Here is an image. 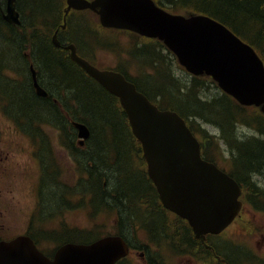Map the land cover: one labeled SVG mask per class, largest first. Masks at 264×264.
<instances>
[{
  "label": "trees",
  "instance_id": "trees-1",
  "mask_svg": "<svg viewBox=\"0 0 264 264\" xmlns=\"http://www.w3.org/2000/svg\"><path fill=\"white\" fill-rule=\"evenodd\" d=\"M156 2L174 13L205 14L218 20L252 45L264 60V0ZM17 4L22 15L20 26L9 25L0 17V99L6 100L9 109L19 114L18 120L27 129L38 132L45 122L60 125L64 121L60 113L63 108L52 100L38 97L32 90L28 71L30 56L49 97H55L75 120L86 123L92 131L87 150L83 152L76 147L74 130L66 128L67 141L79 166L87 170L86 191L92 195V208L95 211H117L118 233L125 237L130 229L139 226L166 254H190L201 244L183 220H171L161 205L158 193L148 178L141 145L131 131L126 113L121 107H116L117 98L89 77L68 57L67 52L52 43L54 32L64 22L65 1L17 0ZM78 17L76 21L73 14L68 16L67 26L72 32L76 24L74 31L80 34L81 43L88 47L85 38L88 30L83 29L87 21ZM90 28L98 34L97 26ZM69 36L62 41L63 44L68 40L76 41L73 33ZM138 43L135 46L138 47ZM95 46L97 44L93 48ZM139 48L141 53L136 59L141 70L149 69L152 74L142 73L140 78L131 80L160 108L177 111L187 120L191 129L202 138L204 158L216 164L224 159L220 147L223 141L230 151L232 166L229 172L233 178L241 184L244 178H264V115L255 108L241 106L229 95L221 93L211 78L192 77L182 82L174 72L173 63L163 54L165 46L161 42L151 41ZM146 55H151L153 59L150 62L144 60ZM6 69L22 74L26 81L10 78L5 74ZM114 114L120 116V131L117 130L116 139L109 143L106 129L111 126ZM94 118L96 122H93ZM198 120L217 127L220 135H212L201 128ZM240 127H246L254 135L246 136L240 132ZM53 169L52 178H47L42 187L44 192L50 193L47 198L44 196L48 200L46 205L57 208V201L60 203L63 197L64 203L70 206L68 198L73 189L71 191L62 185L58 181L56 166ZM53 236L65 242H89L97 238L93 231L79 230L63 234L55 232ZM220 251L218 254L224 257L227 264H243L239 248L223 246ZM204 253L209 254L206 250ZM154 258L153 264H164L159 253Z\"/></svg>",
  "mask_w": 264,
  "mask_h": 264
},
{
  "label": "water",
  "instance_id": "water-1",
  "mask_svg": "<svg viewBox=\"0 0 264 264\" xmlns=\"http://www.w3.org/2000/svg\"><path fill=\"white\" fill-rule=\"evenodd\" d=\"M67 12L90 9L103 26L158 38L196 76L211 75L240 103L258 106L264 113V63L256 51L225 25L206 15H177L154 0H68ZM15 0H8L9 23L20 24ZM56 47L60 43L53 38ZM71 58L104 88L120 98L136 138L141 142L149 175L163 204L186 218L196 235L224 230L241 209L238 183L201 157L200 144L175 112L161 111L136 86L113 71H101L81 59L75 46ZM37 93H47L33 75ZM83 144L90 129L75 123ZM129 253L121 237H106L91 245L68 244L47 259L27 237L0 244V264H116Z\"/></svg>",
  "mask_w": 264,
  "mask_h": 264
},
{
  "label": "rangeland",
  "instance_id": "rangeland-1",
  "mask_svg": "<svg viewBox=\"0 0 264 264\" xmlns=\"http://www.w3.org/2000/svg\"><path fill=\"white\" fill-rule=\"evenodd\" d=\"M79 19L78 16H76V21ZM75 21V22H76ZM86 21H91V23L96 26V18H86ZM77 23V22H76ZM79 24V23H77ZM76 24L73 26V34L74 39L78 41L81 45V37L78 32H75L77 28L75 27ZM83 29L88 30L86 42L89 46H92L94 44H109L111 41H114L113 37L108 32H102L98 30V34H94L91 31V28L88 24L85 23L83 26ZM94 31V30H93ZM105 31V30H103ZM89 32V33H88ZM131 36H120L119 39L122 41L124 48H126L129 52L128 54L124 52L120 42L114 41V47L108 46L107 48H97L95 49L94 53L96 54V57L99 61H96L99 65H103L105 67H114L117 66V63L124 62L129 63L130 67L127 68V71L129 75L132 77L137 76L138 74L144 73L148 71L146 68L144 70H141V65L138 61L133 60L136 59V57L141 53V50L139 47H135L133 43L129 40ZM116 39V38H115ZM137 39V38H136ZM132 40V39H131ZM85 42V43H86ZM127 42V43H125ZM94 43V44H93ZM148 44V43H146ZM88 47L85 46V49L87 52H89ZM165 55L168 56V59L173 63L174 72L176 76L182 81L187 82L188 81V74L185 73L183 70L179 69L177 67L176 59L175 57L170 54L167 50L164 52ZM153 57L151 55H146L144 57V60L150 62ZM150 72V71H148ZM217 92V91H216ZM110 99V98H109ZM115 105V104H114ZM117 107V106H116ZM112 123L110 122L111 126L106 129V132L109 133V143H112L117 136V130L120 131V128L118 126V123H120V116L117 114H114L111 116ZM93 122H96V119H93ZM210 131L213 133H216V130L213 127H209ZM48 130V129H46ZM243 131V134L246 136H253L254 132L247 129L242 128L240 129ZM52 134V133H51ZM26 134L18 133L15 131L13 125L10 123L9 120H7L5 117L0 115V143L2 146V150H0V186L3 190V201L7 202L5 203V220L8 225L13 224V221L16 218V214L10 213V209L12 207L6 206V205H13L16 208L18 219H19V225L22 223V227L25 225L26 220L30 213L33 211L35 207V200L33 199V187L35 185V182L38 178H35L37 175L36 170V163L31 156L32 154V143L28 141ZM53 148L55 151L56 160H59L58 164L62 168H66V178H71L70 183L72 185H75L76 176L73 173V163L70 161L68 157H66L64 153V148H61L59 146V141L57 136H54L53 138ZM55 145V146H54ZM64 163V165L62 164ZM225 165V166H224ZM222 166L226 167V163H223ZM32 177V178H30ZM3 178V179H2ZM59 181L64 182L65 178H58ZM69 183V182H67ZM85 188H88V185H86ZM59 202L57 201V204ZM61 208V207H59ZM89 209L90 207L85 206L81 210L72 213L71 210H68L66 208L63 213H58L54 215L53 218L48 219L51 220L49 223L44 226L46 231H62L63 224H67L70 228H90L93 226L94 222L89 219ZM23 210V213L21 212ZM96 218H99L97 221L104 223L108 227V231H115L116 230V223H117V215H106L105 213H100ZM40 220H46V217H41ZM240 220H243L240 219ZM47 221V220H46ZM45 222V221H44ZM243 222L239 221L237 222L233 227H231L227 233L225 238L232 239L236 243L243 246ZM127 230V228H126ZM131 233L132 238V244L137 245L140 244L144 237L143 233H134V230L132 231L130 229L129 231ZM135 238V239H134ZM146 241L147 239L144 238ZM140 241V242H139ZM45 248L52 249L54 246L52 244H49L45 242ZM133 259L135 260V264H145V261L140 255H137V253H133ZM179 264H196L188 260H181Z\"/></svg>",
  "mask_w": 264,
  "mask_h": 264
},
{
  "label": "flooded vegetation",
  "instance_id": "flooded-vegetation-1",
  "mask_svg": "<svg viewBox=\"0 0 264 264\" xmlns=\"http://www.w3.org/2000/svg\"><path fill=\"white\" fill-rule=\"evenodd\" d=\"M65 24V22H64ZM46 89V88H45ZM32 90L35 92V88L32 87ZM37 95V94H36ZM38 96V95H37ZM39 97V96H38ZM43 98V97H40ZM45 100H52V102L58 103L57 99L55 97H47L43 98ZM64 118L63 122H60V125H58V128L53 130L54 125L52 122H49L51 125V130L54 132V134L58 137L59 139V146L61 148H64V153L66 154V157L72 156V150L70 148V144L68 145V136L66 135V128L68 130L69 126L67 125L71 123V112L70 111H64L60 112ZM0 115L4 117H9L11 119V122L15 124L14 129L19 130L22 125V121H19L20 119L19 114L16 113L13 109H9V104L6 102L4 99H0ZM53 125V126H52ZM28 126V125H27ZM22 130V129H20ZM26 134L29 136L30 139L32 140H37L40 142V138L42 142H44V139L47 140V142L44 144V147L42 150H40L41 145L37 146V148L32 147V154L31 156L33 157L35 163L37 164V175L35 178H38L36 183H37V189L35 190V194L37 193V200L35 204V208L37 212L39 213L40 217H44L45 214L42 210H45L46 212L50 211H55L54 213L62 212L66 210V203H64V198L61 197L60 203L56 204L57 208L55 206L49 207L47 206V201L46 198L48 195H50L49 192H44L42 190L43 183L47 181V178H52V171L54 170L53 168L56 166L58 167L60 164H58L59 160H55V151L53 148V143L52 141L53 138H51V134H47L45 131L43 132H37V133H31L29 134L26 132ZM44 137H43V136ZM50 139V141H49ZM78 140V139H77ZM55 146V145H54ZM76 147H79V143L76 141ZM0 150H2V146L0 143ZM3 151V150H2ZM83 152L85 150H82ZM1 155V152H0ZM82 155V153H81ZM54 159V160H53ZM44 161V167H43V162ZM53 163V165H52ZM64 165V163H62ZM58 165V166H57ZM54 166V167H53ZM65 167V165H64ZM62 168L59 166L57 168L59 176L58 178H65L64 184L59 181L62 185L65 187H70L66 183L69 182L70 178L65 177V171L66 168ZM60 168V169H59ZM64 169V174L62 173V170ZM1 172V171H0ZM48 174L46 175V173ZM87 170L85 169L84 175H86ZM44 174V175H43ZM32 178V177H30ZM3 179V178H2ZM86 181V178H84ZM264 178H248L243 180V195H242V201H243V210L241 214V218L243 220H239L243 222L242 227H243V246L241 249V254H240V259L242 260L243 264H264ZM46 196V198L44 197ZM63 198V200H62ZM50 200V199H49ZM7 202L3 201V190L0 186V241L2 240H8L17 237L18 234L14 235L16 232L22 230V223L19 225V219H18V214L16 211V208L13 205H6L12 207L10 209V213L16 214V218L13 221V224L8 225L5 220V205ZM42 207V210H41ZM61 207V208H59ZM23 213V210H21ZM35 213L33 212L31 216L29 217L28 221V227L26 229V233L28 231H31L32 228H35L36 225L38 224L35 219ZM63 213V212H62ZM46 220L45 222H42V225L45 226L46 224H50L51 219L54 216L53 215H47L45 216ZM238 221V222H239ZM50 222V223H49ZM63 228H70L66 223L63 224ZM24 233V232H23ZM21 233V234H23ZM25 233V234H26ZM19 234V235H21ZM219 237V236H217ZM225 244L223 245L222 242ZM215 245L219 248V251L224 247H230L231 246V239L229 238H215ZM221 252V251H220ZM213 259L216 260V262L219 261V257L217 258L216 255H213ZM222 264H227L226 262H223Z\"/></svg>",
  "mask_w": 264,
  "mask_h": 264
},
{
  "label": "bare ground",
  "instance_id": "bare-ground-1",
  "mask_svg": "<svg viewBox=\"0 0 264 264\" xmlns=\"http://www.w3.org/2000/svg\"><path fill=\"white\" fill-rule=\"evenodd\" d=\"M22 5V4H21ZM69 31V29H68V26L67 25H65L64 24V22L61 24V26L54 32V34H53V37H55L56 36V38L58 39V40H60V41H63L64 39L65 40H67L70 36V34H72L73 33V31L72 32H68ZM143 54V53H142ZM143 58V57H142ZM59 94V93H58ZM62 94V93H61ZM217 94V93H216ZM63 95V94H62ZM61 95V96H62ZM58 96V95H57ZM215 96V95H214ZM52 97V96H51ZM63 97V96H62ZM67 97H68V95H67ZM72 98V97H71ZM64 99V98H63ZM65 100V99H64ZM66 101V100H65ZM75 101H77V100H75ZM77 103V102H76ZM69 107H70V105H69ZM72 107V106H71ZM76 107V106H75ZM67 109H68V106H67ZM80 117V116H79ZM59 118H60V116H59ZM57 119V118H56ZM248 140V139H247ZM250 167V166H249ZM246 179V178H245Z\"/></svg>",
  "mask_w": 264,
  "mask_h": 264
}]
</instances>
